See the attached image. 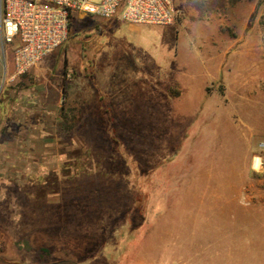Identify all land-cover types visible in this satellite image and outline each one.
<instances>
[{
	"label": "rangeland",
	"instance_id": "374dc122",
	"mask_svg": "<svg viewBox=\"0 0 264 264\" xmlns=\"http://www.w3.org/2000/svg\"><path fill=\"white\" fill-rule=\"evenodd\" d=\"M172 2L174 24L143 27L163 61L125 95L124 116L105 84L138 78L113 61L105 19L74 17L14 79L16 42L0 43V142L34 159L13 189L27 263L264 264V209L250 208L264 207V173L251 169L264 142V0ZM69 253L77 262L58 261Z\"/></svg>",
	"mask_w": 264,
	"mask_h": 264
},
{
	"label": "built area",
	"instance_id": "2783aa9c",
	"mask_svg": "<svg viewBox=\"0 0 264 264\" xmlns=\"http://www.w3.org/2000/svg\"><path fill=\"white\" fill-rule=\"evenodd\" d=\"M78 16H118L126 24L153 26L172 25L177 17L172 0H0V43L16 42L11 79L58 48ZM251 169L264 173V142L252 156Z\"/></svg>",
	"mask_w": 264,
	"mask_h": 264
},
{
	"label": "crops",
	"instance_id": "0c3cea01",
	"mask_svg": "<svg viewBox=\"0 0 264 264\" xmlns=\"http://www.w3.org/2000/svg\"><path fill=\"white\" fill-rule=\"evenodd\" d=\"M105 20L109 25H115L112 35L113 40L110 46L113 61L120 60L119 62H121V65H118V67L123 70H133L134 75L138 78L137 80L135 79V85L129 84V77H122L121 79L115 77L105 84L107 93L111 95L110 98L112 101L117 100V96L119 94L121 95L122 103L119 110L122 111L121 115L124 116L127 115V113L124 112L126 109V103H124L126 98L125 95L132 90L144 92L141 84L148 82L151 77L150 75L155 76L157 74L158 70L161 68L163 53H159L157 47L149 48L148 44H144L145 39L141 33L145 25L126 24L118 16ZM150 46L154 45L151 44ZM84 84L86 83H81V85ZM95 84L92 82L89 83L91 89L94 90ZM92 85H94V87H92ZM174 85L177 86L180 94L178 85ZM117 107H119V105H117ZM109 111L111 110H108V112ZM9 144L10 143L0 142V264H9L7 261H15L20 264H33L27 263V261L31 259L25 256L26 252L19 251L17 248L19 229L28 228V222L19 221L17 219L16 214L18 210L17 206H14L15 204L13 203L16 197V191L13 189L18 187L19 180H27L28 174H32L34 159L29 157L19 158L16 153L12 154L11 150H6L9 149L12 142L10 145ZM252 207L264 209V207L261 206H251L250 208ZM86 243L91 244L92 242L89 240V242ZM17 253H20L19 257L16 255ZM58 261L75 263L77 262V257L70 253L61 254L58 257ZM107 261H109V259ZM133 262H135L133 264H136V261Z\"/></svg>",
	"mask_w": 264,
	"mask_h": 264
},
{
	"label": "trees",
	"instance_id": "16d2710c",
	"mask_svg": "<svg viewBox=\"0 0 264 264\" xmlns=\"http://www.w3.org/2000/svg\"><path fill=\"white\" fill-rule=\"evenodd\" d=\"M70 26V25H69Z\"/></svg>",
	"mask_w": 264,
	"mask_h": 264
}]
</instances>
